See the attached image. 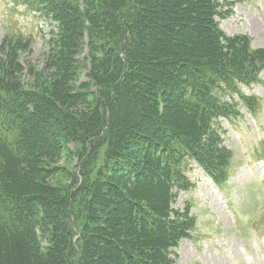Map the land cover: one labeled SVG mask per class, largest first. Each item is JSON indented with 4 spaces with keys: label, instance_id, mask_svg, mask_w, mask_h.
<instances>
[{
    "label": "trees",
    "instance_id": "obj_1",
    "mask_svg": "<svg viewBox=\"0 0 264 264\" xmlns=\"http://www.w3.org/2000/svg\"><path fill=\"white\" fill-rule=\"evenodd\" d=\"M22 2L56 26L40 71L29 39L0 44V264H174L195 229L178 152L225 180L219 85L253 82L264 49L222 32L218 0Z\"/></svg>",
    "mask_w": 264,
    "mask_h": 264
},
{
    "label": "rangeland",
    "instance_id": "obj_2",
    "mask_svg": "<svg viewBox=\"0 0 264 264\" xmlns=\"http://www.w3.org/2000/svg\"><path fill=\"white\" fill-rule=\"evenodd\" d=\"M18 8L13 9L9 0H0V44L6 38L14 41L17 35L29 38L31 44L27 52L21 53V61L23 65L35 66L36 71H40L48 52L45 44L47 35L54 24L42 16L38 21L31 15L25 16ZM220 26L230 35L250 36L253 48L264 47V0L236 2L233 16L221 22ZM81 56H86V49ZM84 79L82 73L81 81ZM22 82L26 86L28 77H23ZM254 93L263 97L256 117L242 110L243 120L253 128L250 142L242 139V134L236 130L239 126L223 123L225 145L233 152L223 193L232 206H237L240 198L246 199L244 208L238 209L234 217L228 216L225 213L228 202L224 195L217 192L214 185L195 168L190 177L195 180L196 188L189 193H181L173 204V208L180 209L188 202L196 222L192 238L178 246L176 264H264V186L260 185L264 168L255 162L258 155L264 156V87H256ZM256 124L258 126L255 127ZM71 150L72 146L68 145L59 164L66 172H71L76 166V161L69 155ZM101 160L102 152L98 165ZM62 179L64 176L58 175L56 182ZM76 238L74 236V242Z\"/></svg>",
    "mask_w": 264,
    "mask_h": 264
}]
</instances>
